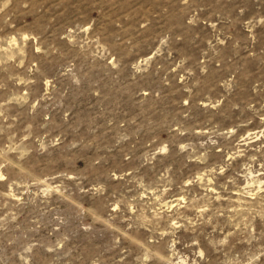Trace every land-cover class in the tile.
Returning <instances> with one entry per match:
<instances>
[{
	"label": "rangeland",
	"instance_id": "rangeland-1",
	"mask_svg": "<svg viewBox=\"0 0 264 264\" xmlns=\"http://www.w3.org/2000/svg\"><path fill=\"white\" fill-rule=\"evenodd\" d=\"M0 264H264V0H0Z\"/></svg>",
	"mask_w": 264,
	"mask_h": 264
}]
</instances>
